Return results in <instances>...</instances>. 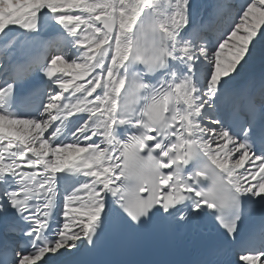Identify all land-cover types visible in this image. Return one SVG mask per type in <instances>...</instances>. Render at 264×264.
<instances>
[{
    "label": "snow or ice",
    "instance_id": "6c2138e0",
    "mask_svg": "<svg viewBox=\"0 0 264 264\" xmlns=\"http://www.w3.org/2000/svg\"><path fill=\"white\" fill-rule=\"evenodd\" d=\"M258 55L264 0H0V264L157 232L264 264Z\"/></svg>",
    "mask_w": 264,
    "mask_h": 264
},
{
    "label": "rangeland",
    "instance_id": "374dc122",
    "mask_svg": "<svg viewBox=\"0 0 264 264\" xmlns=\"http://www.w3.org/2000/svg\"><path fill=\"white\" fill-rule=\"evenodd\" d=\"M261 68H264V63L261 62L259 55H258L257 60L247 67L245 73L243 74L242 79L246 80L248 76H251L254 72L258 71Z\"/></svg>",
    "mask_w": 264,
    "mask_h": 264
},
{
    "label": "bare ground",
    "instance_id": "6f19581e",
    "mask_svg": "<svg viewBox=\"0 0 264 264\" xmlns=\"http://www.w3.org/2000/svg\"><path fill=\"white\" fill-rule=\"evenodd\" d=\"M262 71H264V68H261L258 71L254 72L251 76H248V79L246 80L258 78Z\"/></svg>",
    "mask_w": 264,
    "mask_h": 264
}]
</instances>
